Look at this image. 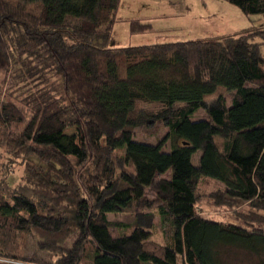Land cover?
Segmentation results:
<instances>
[{"label": "trees", "instance_id": "16d2710c", "mask_svg": "<svg viewBox=\"0 0 264 264\" xmlns=\"http://www.w3.org/2000/svg\"><path fill=\"white\" fill-rule=\"evenodd\" d=\"M120 1L0 0V44L20 32L0 99V264H264V26L106 47ZM226 1L264 17V0ZM139 126L167 134L138 142ZM204 179L201 197L237 220L201 213ZM124 212L131 223L107 217Z\"/></svg>", "mask_w": 264, "mask_h": 264}, {"label": "rangeland", "instance_id": "374dc122", "mask_svg": "<svg viewBox=\"0 0 264 264\" xmlns=\"http://www.w3.org/2000/svg\"><path fill=\"white\" fill-rule=\"evenodd\" d=\"M160 4H163L160 2ZM190 11L186 15H182L184 12L173 13V9H166L168 14L163 18H154L150 20L152 29L144 33H131L129 30V23L125 20H120L115 23L106 47H122L138 44H149L155 42H172L179 40H188L194 38H210L226 36H237L241 33L245 35L252 28L264 26V17H260L258 14L246 15L239 7L231 4L226 0H205L204 3H191ZM126 6L119 12V17L124 13H135L136 9L131 7L132 12L128 11ZM175 12V11H174ZM171 14V15H170ZM160 19V20H159ZM180 20V21H179ZM13 28V27H12ZM11 28V29H12ZM183 28V29H182ZM255 28V29H256ZM257 31V30H255ZM254 31V32H255ZM247 32V33H246ZM20 32L16 29L9 35L2 37V43L0 44V99L4 100L6 95V88L8 87L9 73H5L7 64L9 67L12 65L13 53H15L14 44H16L20 37ZM2 36V35H1ZM6 39V40H5ZM9 46L4 50V45ZM4 46V47H3ZM261 50L264 52V44L261 45ZM7 53V56H5ZM14 89L9 90L8 93L13 95ZM231 94L226 95V101L229 104L231 101ZM193 120L204 119L206 114L202 109L197 110L193 116ZM73 129L68 128L65 132H71ZM133 138L138 142L157 144L163 140L167 134V128H160L154 134H148L144 131V128L139 126L134 128ZM163 150H169V140L163 142ZM0 161H6L5 148H0ZM200 151H197L193 155V163L197 164ZM13 161L10 168V181L16 183L17 179L22 174V161L20 158L13 157ZM171 172L167 171L162 174L164 177H168ZM16 177V178H15ZM211 180H201L199 183V195L198 207L201 208V213L214 219L222 221L237 220V210L229 207L218 206L213 203L208 197H201L205 191H208L212 186ZM147 194L151 195L153 192L150 188L146 189ZM237 209V207H236ZM107 217L111 221H120L123 223H131L134 215L131 212L124 213H108ZM161 225L159 217H154V228L152 239H161ZM112 236H117L118 228L112 227L109 229ZM68 245V244H67ZM229 264H255L256 259L245 255V253H236L235 255H229ZM23 263V262H22ZM24 264V263H23Z\"/></svg>", "mask_w": 264, "mask_h": 264}, {"label": "crops", "instance_id": "0c3cea01", "mask_svg": "<svg viewBox=\"0 0 264 264\" xmlns=\"http://www.w3.org/2000/svg\"><path fill=\"white\" fill-rule=\"evenodd\" d=\"M204 1L205 0H121L117 11V18L119 19L118 21L120 20L127 21L130 18H138L142 22L150 24V28L149 30H147L150 31L153 27L152 24L150 23V20L154 18L161 19L169 15L166 9H170V10L173 9V13L176 14L177 12L178 13L184 12L181 14L186 15L189 13L188 11H190V7L192 5L191 3L199 2L203 4ZM160 2H162L163 4H160ZM125 6L129 8L128 9L129 12H132L131 7H134L136 11L135 13H126V14L122 13L120 18L119 12ZM162 177L164 176L162 175Z\"/></svg>", "mask_w": 264, "mask_h": 264}]
</instances>
